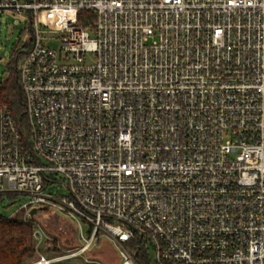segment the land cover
<instances>
[{
  "label": "built area",
  "instance_id": "1",
  "mask_svg": "<svg viewBox=\"0 0 264 264\" xmlns=\"http://www.w3.org/2000/svg\"><path fill=\"white\" fill-rule=\"evenodd\" d=\"M44 9L70 13L60 51L43 44ZM6 12L33 40L26 124L0 107V199L27 201L0 219L51 210L82 242L49 258L33 226L29 264L104 237L121 264L140 249L150 264H264V0H0ZM57 175L69 196L48 192Z\"/></svg>",
  "mask_w": 264,
  "mask_h": 264
},
{
  "label": "rangeland",
  "instance_id": "2",
  "mask_svg": "<svg viewBox=\"0 0 264 264\" xmlns=\"http://www.w3.org/2000/svg\"><path fill=\"white\" fill-rule=\"evenodd\" d=\"M35 20L42 31L43 44L60 51L62 45L57 32L60 30L63 21L71 20L70 13L67 11L44 9L37 12ZM32 40L33 32L30 20L26 14L18 16L6 12L0 17V56L2 57L0 61V88L6 76L7 65L10 63L14 52L24 50L27 44L31 46ZM22 61L23 58L18 61L19 69ZM55 179L56 183L48 188V192L69 196V191L63 185V177L57 175ZM26 201L24 198L11 199L4 197L2 200L0 199V217H11ZM27 222L32 223V228L36 226L40 229L46 241L47 239H55L63 254L76 252L82 244L75 224L62 214L51 210L45 211L39 209L38 214ZM81 225L84 234L88 236L91 228L90 225L82 220ZM44 248H46V245L43 244L42 250ZM149 254L150 263L153 253L149 252ZM54 264H121L119 247L112 239L104 237L96 244H93L85 253Z\"/></svg>",
  "mask_w": 264,
  "mask_h": 264
},
{
  "label": "trees",
  "instance_id": "3",
  "mask_svg": "<svg viewBox=\"0 0 264 264\" xmlns=\"http://www.w3.org/2000/svg\"><path fill=\"white\" fill-rule=\"evenodd\" d=\"M96 14L93 11H82L78 14V23L85 27L93 23ZM30 45L27 44L24 50L15 51L7 65L6 76L0 88V107L6 105L18 123L25 125L24 96L19 81L18 61L25 57ZM101 239H98L99 242ZM46 248L42 250L49 258L62 256L55 239H47L44 243ZM138 249V247H136ZM139 250V261L141 264H150L149 255L146 257ZM37 259L34 251V238L32 223L25 222L15 217L0 219V264H29Z\"/></svg>",
  "mask_w": 264,
  "mask_h": 264
},
{
  "label": "water",
  "instance_id": "4",
  "mask_svg": "<svg viewBox=\"0 0 264 264\" xmlns=\"http://www.w3.org/2000/svg\"><path fill=\"white\" fill-rule=\"evenodd\" d=\"M2 60V57L0 56V61ZM32 214H36V211L34 210V211H32ZM136 256H137V254H136Z\"/></svg>",
  "mask_w": 264,
  "mask_h": 264
}]
</instances>
